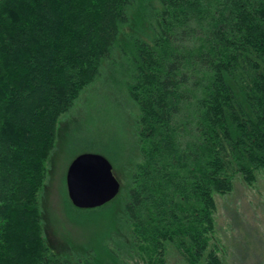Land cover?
<instances>
[{"label": "trees", "instance_id": "16d2710c", "mask_svg": "<svg viewBox=\"0 0 264 264\" xmlns=\"http://www.w3.org/2000/svg\"><path fill=\"white\" fill-rule=\"evenodd\" d=\"M116 52L133 154L120 194L83 211H116L120 241L62 257L41 207L58 122ZM260 171L264 0H0V264H225L216 196Z\"/></svg>", "mask_w": 264, "mask_h": 264}, {"label": "rangeland", "instance_id": "374dc122", "mask_svg": "<svg viewBox=\"0 0 264 264\" xmlns=\"http://www.w3.org/2000/svg\"><path fill=\"white\" fill-rule=\"evenodd\" d=\"M129 62L119 53L104 60L99 78L62 116L57 140L48 162V179L41 195L44 235L60 256L74 257L80 247H95L109 235L117 241L120 222L116 211H83L68 201L66 174L80 154L96 153L113 165V173L125 183V163L133 154L134 109L126 91ZM231 194L217 195L215 231L211 248L225 264H264V171L253 185L240 175ZM137 249L120 251L129 264H143ZM168 264H183L170 255Z\"/></svg>", "mask_w": 264, "mask_h": 264}, {"label": "water", "instance_id": "95a60500", "mask_svg": "<svg viewBox=\"0 0 264 264\" xmlns=\"http://www.w3.org/2000/svg\"><path fill=\"white\" fill-rule=\"evenodd\" d=\"M66 187L72 205L80 210L103 207L121 191L112 163L96 153L80 154L71 162L67 169Z\"/></svg>", "mask_w": 264, "mask_h": 264}]
</instances>
